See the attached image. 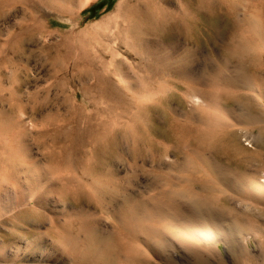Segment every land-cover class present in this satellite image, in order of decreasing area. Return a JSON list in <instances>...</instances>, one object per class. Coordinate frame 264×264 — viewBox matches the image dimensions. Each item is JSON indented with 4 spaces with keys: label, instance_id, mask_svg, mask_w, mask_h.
<instances>
[{
    "label": "bare ground",
    "instance_id": "bare-ground-1",
    "mask_svg": "<svg viewBox=\"0 0 264 264\" xmlns=\"http://www.w3.org/2000/svg\"><path fill=\"white\" fill-rule=\"evenodd\" d=\"M220 5L217 11V0H124L115 4L112 15L82 28V12L90 0H0V23L5 25L0 29V184L4 192H15L33 181L76 208L64 222L33 207L24 210L51 224L50 235L68 248L75 264H147L139 262L136 195L128 188L120 201L125 193L123 175L114 163L125 151L131 166H141L138 161L148 155L158 172L163 162L159 155L171 144L183 140L192 152L202 151L206 128L192 117L181 119L170 106L173 98L186 101L176 87L197 88L195 78L179 79V73L183 78L188 75L177 67L191 60L185 62L173 53L181 39L200 43L206 37L207 44L214 43L213 25L220 11L232 23L225 33L234 41L251 42L253 30L236 21L232 7ZM250 8L261 14L264 0L252 1ZM10 15L13 22L8 21ZM55 23L59 25L54 27ZM43 30L61 38L40 49L48 67L41 85L32 83L35 75L22 71H29L23 58L26 51H33L28 44ZM171 71L177 75H169ZM210 76V86L197 90L213 104L220 80L216 74ZM74 81L80 86L68 87ZM56 90L63 92L61 98ZM229 96L221 93L223 100ZM213 121L207 115L200 122ZM30 142L39 145L45 162L29 155ZM231 143L221 144L218 151L225 154L232 148L244 154L237 139L231 138ZM25 165L29 168L23 172L20 167ZM31 169L43 171L45 180L31 177ZM22 173L24 178H17ZM108 207L115 221L111 230L104 229L96 216V211L108 212Z\"/></svg>",
    "mask_w": 264,
    "mask_h": 264
},
{
    "label": "rangeland",
    "instance_id": "rangeland-1",
    "mask_svg": "<svg viewBox=\"0 0 264 264\" xmlns=\"http://www.w3.org/2000/svg\"><path fill=\"white\" fill-rule=\"evenodd\" d=\"M119 1L124 0H90L89 8L82 12L81 27H90L95 20L112 15ZM252 1L217 0V11L224 2L235 10L236 21L245 24L242 27L253 30L252 34L248 32L251 42L232 40L230 33H225L231 21L220 11V18L213 25L214 43L207 44L206 37L200 43L184 39L175 43L173 55L184 57L185 62L191 60L184 67H177L188 75L183 78L179 73V79L195 78L197 88L176 87L186 101L173 98L170 106L181 119L192 117L196 124L206 128L202 151L192 152L183 140L169 144L170 149L159 155L163 162L157 166L158 172L153 171L154 163L148 155L138 161L141 166H131L125 151L127 154L124 152V157L114 163L123 175L125 193L120 201H124L128 188L136 195L135 234L140 263L264 264V9L261 14L259 10L252 12ZM13 18L10 15L8 21L13 22ZM249 18L252 23H248ZM58 25L55 23L54 27ZM4 26L0 23V29ZM48 33H37L35 42L28 44L33 51L23 55L29 71L23 70L22 74L35 75L37 80L33 78V84L43 85L48 77L41 47L61 38ZM189 50L192 53L187 54ZM127 57L135 61L132 56ZM129 64L132 69V62ZM129 73L134 74L131 70ZM211 74L220 80L214 88L217 100L213 104L197 90L210 86ZM169 75L177 73L171 71ZM79 86L80 82L74 81L68 87ZM56 91L61 98L63 92ZM221 93L232 97L223 100ZM207 115L214 120L212 125L201 124ZM159 116L158 124L162 126L163 117ZM231 135L244 148L243 155L232 148L225 154L218 151L221 144L232 145ZM30 143L29 155L45 162L39 145ZM25 166L20 167L21 171L29 168ZM33 169L31 177L45 180L43 171ZM23 175L13 179L24 178ZM2 187L5 186L0 184V264H75L68 248L50 235L51 224L41 222L36 214L26 215L24 210L33 207L64 222L76 214V208L51 195L49 188L40 189L33 181L15 192H4ZM107 209L108 212L96 211V216L104 229L111 230L115 221L111 207ZM121 218L127 222L125 217Z\"/></svg>",
    "mask_w": 264,
    "mask_h": 264
}]
</instances>
